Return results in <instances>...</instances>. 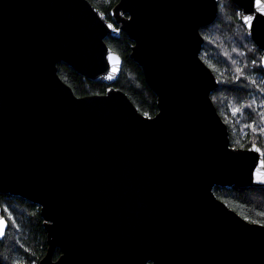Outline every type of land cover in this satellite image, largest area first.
Instances as JSON below:
<instances>
[{"label":"water","instance_id":"obj_1","mask_svg":"<svg viewBox=\"0 0 264 264\" xmlns=\"http://www.w3.org/2000/svg\"><path fill=\"white\" fill-rule=\"evenodd\" d=\"M217 5L120 0L109 19L90 0H0V194L40 206L39 264H264V228L214 190L264 187L259 154L232 150L212 98L219 79L201 58ZM121 32L154 116L112 85L123 59L106 38ZM62 62L112 86L79 96Z\"/></svg>","mask_w":264,"mask_h":264},{"label":"trees","instance_id":"obj_2","mask_svg":"<svg viewBox=\"0 0 264 264\" xmlns=\"http://www.w3.org/2000/svg\"><path fill=\"white\" fill-rule=\"evenodd\" d=\"M98 9L112 18L114 7L120 0H90ZM234 10H240L232 0H220L219 14L216 20L201 29L205 42L201 58L216 73L219 79L218 88L212 93L215 105L229 127L231 145L234 147H250L259 145L264 149V139L254 135L251 127L253 121L264 127V78L253 69L251 60L263 55L255 43L245 38V29L241 20L234 16ZM108 45L123 59L121 73L112 84L123 90L131 98L138 109L147 116L158 113V102L155 92L145 80L141 66L131 57L133 41L121 32L119 36L109 35ZM246 54V55H245ZM247 65L240 80H236V69ZM59 74L79 96L104 94L111 84L95 81L79 73L67 63L58 65ZM222 73V74H221ZM246 75L248 79H244ZM252 80L257 83L253 85ZM233 104L231 107L230 105ZM240 104V105H239ZM251 105L245 108L244 105ZM237 106L243 109V114H237L240 119H233L231 109ZM244 122V123H243ZM216 195L243 217L258 220L264 224V187H215ZM1 214L9 221L7 235L0 240V264H39L46 254L47 231L41 215L40 206L28 199L11 194H0ZM11 213L8 217L4 210ZM61 254L58 249L55 258Z\"/></svg>","mask_w":264,"mask_h":264},{"label":"snow or ice","instance_id":"obj_3","mask_svg":"<svg viewBox=\"0 0 264 264\" xmlns=\"http://www.w3.org/2000/svg\"><path fill=\"white\" fill-rule=\"evenodd\" d=\"M232 2L237 5L240 10H234V16L238 17L241 20L242 26L245 29L244 36L245 38L254 41L253 43V50H257V43L260 45L259 50H264V0H232ZM247 4V7H242V4ZM219 7V5H217ZM109 27H112V25H109ZM246 55V54H245ZM109 59L113 62L112 71L118 72L119 68L116 67V65L119 64V57L118 56H110ZM259 63L257 58H253L251 60V65L253 69H255L257 72L261 73L262 78H264V55L260 56ZM247 65L241 68L236 69V77L235 79L238 81L241 79V76L244 74L245 68ZM222 74V73H221ZM112 76H109V79H112ZM244 79H248L246 75L243 76ZM251 83L255 85L257 83L256 80H252ZM261 91H264V89H261ZM245 108H251V105H244ZM264 107V105H262ZM233 115L237 114H243V109L240 107L232 108L231 109ZM147 115V114H145ZM260 116L262 119H264V112L260 113ZM245 127H251V130L254 133L257 134H264V127L257 130L255 121L252 122V124L245 125ZM234 152L244 151V146L241 145L239 149L233 148ZM247 151H254L258 153L257 160L259 161L258 166H254L252 171V176L259 177V179L256 181L257 183L264 184V172L260 171L261 168H264V159H261V157H264V149H261L256 144H252L250 148L247 149ZM4 213L11 217V213L7 212V209L4 210ZM245 220H248L249 223L254 225H260V227L264 228V224H262L258 220H251L249 217H244ZM9 227V221L8 219H5L4 214H0V240L6 237L7 235V229ZM15 264H21L20 261H15Z\"/></svg>","mask_w":264,"mask_h":264},{"label":"rangeland","instance_id":"obj_4","mask_svg":"<svg viewBox=\"0 0 264 264\" xmlns=\"http://www.w3.org/2000/svg\"><path fill=\"white\" fill-rule=\"evenodd\" d=\"M233 104H231L230 105V107L232 106ZM240 105V104H239ZM233 108H237V106H233ZM259 113H261V111L259 112ZM231 116L233 117V119L235 118V119H240V118H238L237 116H235V115H233L232 113H231ZM244 123V122H243ZM256 127H257V130H259L260 128H262V126L258 123V124H256ZM250 130H251V128H250ZM254 133V132H253ZM254 135H256L258 138H263L264 139V134H257V133H254Z\"/></svg>","mask_w":264,"mask_h":264}]
</instances>
